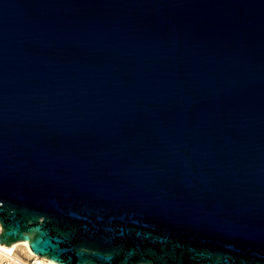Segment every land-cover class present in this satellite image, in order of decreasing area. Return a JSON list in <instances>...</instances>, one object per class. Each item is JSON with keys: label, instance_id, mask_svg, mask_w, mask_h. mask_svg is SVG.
I'll return each mask as SVG.
<instances>
[{"label": "water", "instance_id": "water-1", "mask_svg": "<svg viewBox=\"0 0 264 264\" xmlns=\"http://www.w3.org/2000/svg\"><path fill=\"white\" fill-rule=\"evenodd\" d=\"M0 226L60 264H264V0H0Z\"/></svg>", "mask_w": 264, "mask_h": 264}, {"label": "built area", "instance_id": "built-area-1", "mask_svg": "<svg viewBox=\"0 0 264 264\" xmlns=\"http://www.w3.org/2000/svg\"><path fill=\"white\" fill-rule=\"evenodd\" d=\"M1 230V226H0ZM0 264H49L48 261L43 260L38 256L24 258L16 253L9 254L0 250Z\"/></svg>", "mask_w": 264, "mask_h": 264}, {"label": "bare ground", "instance_id": "bare-ground-1", "mask_svg": "<svg viewBox=\"0 0 264 264\" xmlns=\"http://www.w3.org/2000/svg\"><path fill=\"white\" fill-rule=\"evenodd\" d=\"M19 246H23L24 247L27 256H29V257L37 256L30 249V246H29V243H28L27 240H22V241L15 242V243L11 244L10 246H7L6 244H0V250H3V251H5V252H7L9 254H13V253H17V249H18ZM40 258H42L43 260L48 261L49 264H60V263L55 262V261H53V260H51L49 258H46V257H40Z\"/></svg>", "mask_w": 264, "mask_h": 264}, {"label": "rangeland", "instance_id": "rangeland-1", "mask_svg": "<svg viewBox=\"0 0 264 264\" xmlns=\"http://www.w3.org/2000/svg\"><path fill=\"white\" fill-rule=\"evenodd\" d=\"M18 255L24 257V258H30L29 256L26 255L25 249L23 246H19L17 249V253Z\"/></svg>", "mask_w": 264, "mask_h": 264}]
</instances>
